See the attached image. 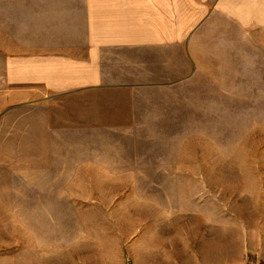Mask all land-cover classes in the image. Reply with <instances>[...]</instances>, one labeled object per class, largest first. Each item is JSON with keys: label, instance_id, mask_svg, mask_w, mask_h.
<instances>
[{"label": "rangeland", "instance_id": "obj_1", "mask_svg": "<svg viewBox=\"0 0 264 264\" xmlns=\"http://www.w3.org/2000/svg\"><path fill=\"white\" fill-rule=\"evenodd\" d=\"M176 4L171 60L107 66L125 87L63 86L0 41V264H152V208L222 237L188 264H264V0ZM157 228L167 251L184 232Z\"/></svg>", "mask_w": 264, "mask_h": 264}, {"label": "crops", "instance_id": "obj_2", "mask_svg": "<svg viewBox=\"0 0 264 264\" xmlns=\"http://www.w3.org/2000/svg\"><path fill=\"white\" fill-rule=\"evenodd\" d=\"M195 6L189 4L188 8ZM180 7L174 0H0V41L12 42L3 55L51 57L48 61L54 63L53 71L63 72V86L125 87L128 85L104 83L107 66L157 64V55L171 60L173 21L180 18ZM149 55L154 56L152 62L142 60ZM172 210L150 209L158 219L153 224L155 230L148 234V245L154 243V249L144 250V258H151L152 264H188V260H198L191 250L194 243L203 249L220 248V235L206 240L197 234L204 228L203 214ZM171 224L181 225L184 232L171 236L174 249L167 251L163 246L167 247L168 232L157 227ZM211 225L215 228L216 224ZM224 239L231 242L232 236Z\"/></svg>", "mask_w": 264, "mask_h": 264}]
</instances>
